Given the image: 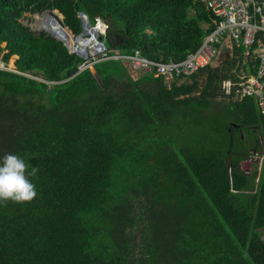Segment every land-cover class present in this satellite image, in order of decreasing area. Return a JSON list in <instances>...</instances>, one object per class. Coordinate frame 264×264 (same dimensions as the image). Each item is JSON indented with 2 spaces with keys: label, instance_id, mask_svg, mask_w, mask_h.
I'll return each mask as SVG.
<instances>
[{
  "label": "trees",
  "instance_id": "obj_1",
  "mask_svg": "<svg viewBox=\"0 0 264 264\" xmlns=\"http://www.w3.org/2000/svg\"><path fill=\"white\" fill-rule=\"evenodd\" d=\"M53 10L158 63L214 30L200 0H0V62L19 71L0 70V156L38 169L32 201L0 205V264H264V164L257 184L241 167L264 116L222 91L242 49L179 85L117 62L77 73L81 57L22 20Z\"/></svg>",
  "mask_w": 264,
  "mask_h": 264
},
{
  "label": "built area",
  "instance_id": "obj_2",
  "mask_svg": "<svg viewBox=\"0 0 264 264\" xmlns=\"http://www.w3.org/2000/svg\"><path fill=\"white\" fill-rule=\"evenodd\" d=\"M204 8L214 15L212 30L203 39L200 47L188 53L184 60L158 63L148 60L139 50L133 54L110 56L109 51L98 42L95 31L105 32L108 26L96 19L93 28L81 37L71 39V52L85 51L83 62L77 67L79 72L99 61L122 62L132 74H152L164 81L189 79L198 71L215 67L224 51L227 58L235 57L236 49L242 52L235 58V66L230 79L222 85L227 98L242 99L253 97L258 101L261 114L264 116V0H200ZM84 43V47L79 44ZM74 49V50H73ZM0 68L3 65L0 64ZM240 70V71H239ZM246 70V71H245ZM238 72V73H237ZM250 160L259 168L264 161V154H254ZM264 241V229L260 234Z\"/></svg>",
  "mask_w": 264,
  "mask_h": 264
},
{
  "label": "clouds",
  "instance_id": "obj_3",
  "mask_svg": "<svg viewBox=\"0 0 264 264\" xmlns=\"http://www.w3.org/2000/svg\"><path fill=\"white\" fill-rule=\"evenodd\" d=\"M51 12H50L49 16L52 17V19L55 22H57L59 26L61 24V26L64 29H66V31L69 33L71 39L73 37H77V36L81 35V33L78 35H73L66 27H64L62 25V19H59L56 15L52 14ZM84 16L86 17V19L88 20V23L90 24L88 29L90 27L91 28L94 27V23H95L96 19L101 20L100 18H95L94 22L91 23L89 21V19L87 18V16L86 15H84ZM85 22L86 21H84L83 23H85ZM101 22L103 24H105L106 26H108V29H106L105 32H103V33L100 32V30L95 31V35H96L98 42L104 46L105 50L109 51L110 56L124 55L125 53H122L119 49V47L122 45L123 40L118 35H115L111 32L110 25L108 23H105L103 20H101ZM80 23H81V21H80ZM40 29L42 30L43 28H40ZM44 30L46 31V33L51 35L53 38L59 40L58 36L54 35L53 33H51L47 29H44ZM81 30H82V28H81ZM41 32H43V31H41ZM86 32H87V30H86ZM109 33L112 34L113 39L116 38L114 42H111L110 40L108 41ZM65 42H67V44L69 46L71 45V42L69 43L66 40H65ZM62 44L68 49L69 52H71V50H69V48L64 43H62ZM113 44H115L114 48L112 47ZM79 46L82 48L85 46V44L80 43ZM83 50H84V52L87 51V49H83ZM112 50H114L113 51L114 53L111 52ZM134 50H139V49H134ZM133 51L130 54H133ZM73 52L76 53V55H78L79 57H81V62L78 64V66H79L83 62V57L85 56V54L82 55L79 50H77V51L74 50ZM125 55H128V54H125ZM100 62H103V61H99L97 63H100ZM109 62H119V61H109ZM97 63L91 65L90 68H86L85 70L89 69L93 72L94 65H96ZM0 64L3 65V68H0V70H7V71L19 73V71L17 70V67L10 68V67H8V65H5L2 62H0ZM124 68L127 70V72L129 73V75L131 77H132V75H136V74L130 73V71L128 70L126 65L124 66ZM85 70H83V71H85ZM77 73H80L78 71V69H77ZM20 74H23V73L21 72ZM23 75L31 77L29 74H23ZM138 76H140V74ZM158 78H161V77H158ZM182 80H186V79H182ZM173 81H175V80L165 81V82L171 83ZM37 172H38V169L35 167H31L26 162V160L23 157H21L20 155L13 154V153H5V154H3V156H0V205L6 206L8 202H12L13 204H24L26 202L32 201L37 196V190H36L35 184L32 182L30 177H34L37 174Z\"/></svg>",
  "mask_w": 264,
  "mask_h": 264
},
{
  "label": "rangeland",
  "instance_id": "obj_4",
  "mask_svg": "<svg viewBox=\"0 0 264 264\" xmlns=\"http://www.w3.org/2000/svg\"><path fill=\"white\" fill-rule=\"evenodd\" d=\"M52 14H54V15H56L59 19H61V17H59V14L56 12V11H52L51 12ZM49 14H50V12H48V11H45V12H43L42 14H37V13H35V14H30V13H27V14H25V16H24V18L22 19L23 20V22L26 24V25H28V26H30V28L34 31V32H37V33H39V32H41V31H45L44 29H47V28H43L42 30L39 28V27H36L37 25H39L41 22H43V19L44 18H46V17H48L49 16ZM33 19V20H32ZM42 28V27H41ZM48 30V29H47ZM46 32V31H45ZM51 32V31H50ZM2 46H5V43H3L2 44ZM112 53H114V52H112ZM226 60H228V58H227V51H224L223 53H222V56H221V58H220V62L221 61H226ZM16 63H17V56L16 55H13L11 58H10V61H9V63H8V67H10V68H15L16 67ZM117 63H120L121 65H122V67H124L125 65L122 63V62H117ZM219 61L217 62V64H216V66H215V69L217 68L218 69V67H219ZM240 71V70H239ZM238 73V72H237ZM132 79L133 80H135V81H137L138 80V75H132ZM38 79H40V77H38ZM245 132V131H244ZM246 138H248L249 140L251 139V138H253L251 141H253V140H256V137H255V135H253V134H247L246 133Z\"/></svg>",
  "mask_w": 264,
  "mask_h": 264
},
{
  "label": "crops",
  "instance_id": "obj_5",
  "mask_svg": "<svg viewBox=\"0 0 264 264\" xmlns=\"http://www.w3.org/2000/svg\"><path fill=\"white\" fill-rule=\"evenodd\" d=\"M53 11H56L58 14H59V17H61V19H63V16L57 11V10H53ZM79 13V12H78ZM205 28H206V26H205ZM232 70H234V67H233V69ZM246 71V70H245ZM29 75L31 76V78H34V79H38V78H36V77H34L33 75H31L30 73H29ZM41 80V78L39 79V81ZM183 82H185V80H179V82H177L178 83V85L179 84H181V83H183ZM170 83H168L167 85H169ZM246 98H252V99H254V101L256 102V104H257V106H258V108H259V104H258V101L255 99V98H253V97H246ZM243 99H245V98H242V99H230V98H228V100H231L232 102H236V101H241V100H243ZM259 110H260V108H259ZM261 113V112H260ZM262 138H260V140H261ZM264 154V147L261 149V150H256V151H251V153H250V157H248L247 159H245V160H243L242 161V163H241V167H242V169H243V171L246 173V174H248V175H250L251 173H254L255 172V177H254V181H255V183L257 184V182H258V180H259V174H260V171H261V168H262V166H263V164H264V161H262V163L260 164V166H259V168H258V166H257V163L255 162V161H252V160H250V158L251 157H253L254 156V154Z\"/></svg>",
  "mask_w": 264,
  "mask_h": 264
},
{
  "label": "bare ground",
  "instance_id": "obj_6",
  "mask_svg": "<svg viewBox=\"0 0 264 264\" xmlns=\"http://www.w3.org/2000/svg\"><path fill=\"white\" fill-rule=\"evenodd\" d=\"M39 28H47L51 33L54 35L71 42V38L66 33L65 29H62L57 22H55L52 17L48 16L43 19V22H41L39 25H37Z\"/></svg>",
  "mask_w": 264,
  "mask_h": 264
},
{
  "label": "water",
  "instance_id": "obj_7",
  "mask_svg": "<svg viewBox=\"0 0 264 264\" xmlns=\"http://www.w3.org/2000/svg\"><path fill=\"white\" fill-rule=\"evenodd\" d=\"M84 15H85V14H84L83 12H79V13H78V17H79V19H80V21H81V28H82V30H81V37L83 36V34L86 33V30H87L88 27L90 26V24L88 23V20L86 19V17H85ZM84 21H86V22L83 23ZM60 27H61L62 29H64V28L61 26V24H60ZM108 38H109V40H110L111 42H114L115 39H116L115 37H114L115 39H113L111 33H109ZM58 39H59L62 43H64V44L69 48V50H72V48L67 44V42H65L64 39L59 38V37H58ZM112 47L114 48V47H115V44H113ZM80 53H81L82 55L85 54L84 50L80 51ZM97 80L99 81V84H101L99 78H97Z\"/></svg>",
  "mask_w": 264,
  "mask_h": 264
}]
</instances>
